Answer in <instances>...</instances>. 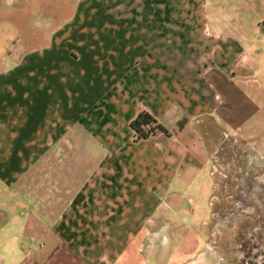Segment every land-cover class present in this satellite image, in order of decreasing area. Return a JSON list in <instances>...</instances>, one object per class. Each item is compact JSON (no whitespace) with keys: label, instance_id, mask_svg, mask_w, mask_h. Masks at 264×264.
I'll return each mask as SVG.
<instances>
[{"label":"crops","instance_id":"obj_1","mask_svg":"<svg viewBox=\"0 0 264 264\" xmlns=\"http://www.w3.org/2000/svg\"><path fill=\"white\" fill-rule=\"evenodd\" d=\"M59 13L42 46L0 69V264L193 259L183 233H205L188 219L201 217L194 192L212 193L209 126L223 76L252 71L264 0H71ZM141 111L167 132L135 140Z\"/></svg>","mask_w":264,"mask_h":264},{"label":"rangeland","instance_id":"obj_2","mask_svg":"<svg viewBox=\"0 0 264 264\" xmlns=\"http://www.w3.org/2000/svg\"><path fill=\"white\" fill-rule=\"evenodd\" d=\"M70 1L0 0V69L19 60L23 51L40 47L39 38L50 33L61 4ZM263 32L264 23L256 34ZM252 48L245 49L252 68L248 76H223V120L209 126L214 140L200 180L213 183L212 193L194 192L201 217L188 219L198 226L203 217L207 224L205 233H183V260L200 252L183 264H264V40ZM178 249L171 245L170 256H177ZM149 264L161 262L154 255Z\"/></svg>","mask_w":264,"mask_h":264},{"label":"trees","instance_id":"obj_3","mask_svg":"<svg viewBox=\"0 0 264 264\" xmlns=\"http://www.w3.org/2000/svg\"><path fill=\"white\" fill-rule=\"evenodd\" d=\"M131 127L134 131V139L142 140L149 138L156 132H164L167 130L146 111H141L138 116L131 122Z\"/></svg>","mask_w":264,"mask_h":264}]
</instances>
